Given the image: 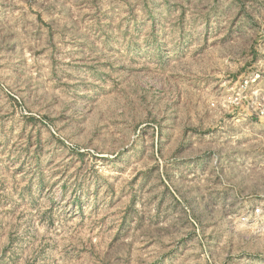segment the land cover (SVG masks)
<instances>
[{
  "label": "rangeland",
  "instance_id": "rangeland-1",
  "mask_svg": "<svg viewBox=\"0 0 264 264\" xmlns=\"http://www.w3.org/2000/svg\"><path fill=\"white\" fill-rule=\"evenodd\" d=\"M0 264H264V0H0Z\"/></svg>",
  "mask_w": 264,
  "mask_h": 264
}]
</instances>
